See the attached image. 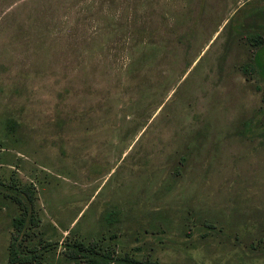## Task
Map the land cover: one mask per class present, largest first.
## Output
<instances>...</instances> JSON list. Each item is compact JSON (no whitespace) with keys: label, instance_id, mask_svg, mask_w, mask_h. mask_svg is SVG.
Listing matches in <instances>:
<instances>
[{"label":"rangeland","instance_id":"rangeland-1","mask_svg":"<svg viewBox=\"0 0 264 264\" xmlns=\"http://www.w3.org/2000/svg\"><path fill=\"white\" fill-rule=\"evenodd\" d=\"M262 65L264 0H0V264H264Z\"/></svg>","mask_w":264,"mask_h":264},{"label":"trees","instance_id":"trees-1","mask_svg":"<svg viewBox=\"0 0 264 264\" xmlns=\"http://www.w3.org/2000/svg\"><path fill=\"white\" fill-rule=\"evenodd\" d=\"M257 54V51H256ZM259 56V55H258ZM263 69L264 66L262 65ZM2 184V183H0ZM15 190V189H14ZM15 191H19L20 194H22L24 196V200L17 198V200L23 204H27L24 206L25 210L24 213L22 215H20L19 217H15L14 218V226L16 228V232L19 233L21 231L24 230L25 227V223L26 222H32L34 221V217H33V213L31 211V209H33V205H34V194H33V190L31 186H25L23 188L17 189ZM28 210H30L28 212ZM27 212L28 217H27ZM18 240V241H17ZM15 241L16 244H15ZM51 245L47 244V245H43L42 250H47ZM71 248L74 251H77L82 256L88 257L90 259H92L93 261H97V264H109V262L111 261H115V263L117 264H153L150 263L148 261H137V260H132V259H128V258H116L113 259L112 257H109L107 255H96L94 254L92 251L88 250L87 248H83L81 245L78 246H71ZM42 253H38L37 250L33 249V250H28V251H24L21 248V243L19 242L18 239V235L15 236L14 238V242L12 243V250L10 252V260H12L13 262H28L29 260H34L38 257V255H40Z\"/></svg>","mask_w":264,"mask_h":264}]
</instances>
